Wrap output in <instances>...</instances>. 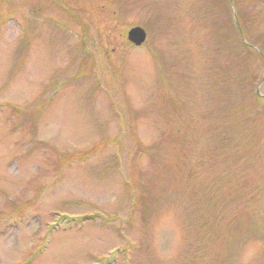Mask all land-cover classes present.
<instances>
[{
  "label": "rangeland",
  "instance_id": "374dc122",
  "mask_svg": "<svg viewBox=\"0 0 264 264\" xmlns=\"http://www.w3.org/2000/svg\"><path fill=\"white\" fill-rule=\"evenodd\" d=\"M0 264H264V0H0Z\"/></svg>",
  "mask_w": 264,
  "mask_h": 264
},
{
  "label": "water",
  "instance_id": "95a60500",
  "mask_svg": "<svg viewBox=\"0 0 264 264\" xmlns=\"http://www.w3.org/2000/svg\"><path fill=\"white\" fill-rule=\"evenodd\" d=\"M147 38L146 30L141 26H135L128 32V39L136 45H141Z\"/></svg>",
  "mask_w": 264,
  "mask_h": 264
},
{
  "label": "trees",
  "instance_id": "16d2710c",
  "mask_svg": "<svg viewBox=\"0 0 264 264\" xmlns=\"http://www.w3.org/2000/svg\"><path fill=\"white\" fill-rule=\"evenodd\" d=\"M239 27L241 26V24L240 25H238ZM242 27H241V29H240V31H241V33H242ZM249 44V43H248ZM246 45V44H245ZM247 47L249 46L250 47V44L249 45H246Z\"/></svg>",
  "mask_w": 264,
  "mask_h": 264
}]
</instances>
